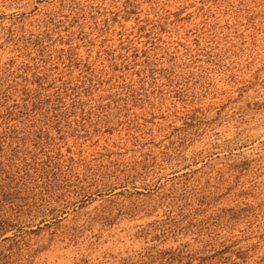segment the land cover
I'll use <instances>...</instances> for the list:
<instances>
[{
  "label": "rangeland",
  "instance_id": "1",
  "mask_svg": "<svg viewBox=\"0 0 264 264\" xmlns=\"http://www.w3.org/2000/svg\"><path fill=\"white\" fill-rule=\"evenodd\" d=\"M0 264H264V0H0Z\"/></svg>",
  "mask_w": 264,
  "mask_h": 264
}]
</instances>
